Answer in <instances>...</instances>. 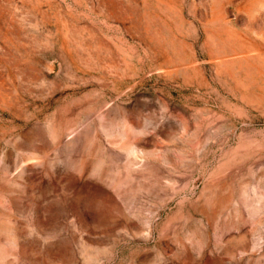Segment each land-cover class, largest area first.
<instances>
[{"label": "rangeland", "instance_id": "374dc122", "mask_svg": "<svg viewBox=\"0 0 264 264\" xmlns=\"http://www.w3.org/2000/svg\"><path fill=\"white\" fill-rule=\"evenodd\" d=\"M0 264H264V0H0Z\"/></svg>", "mask_w": 264, "mask_h": 264}]
</instances>
